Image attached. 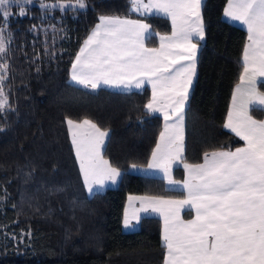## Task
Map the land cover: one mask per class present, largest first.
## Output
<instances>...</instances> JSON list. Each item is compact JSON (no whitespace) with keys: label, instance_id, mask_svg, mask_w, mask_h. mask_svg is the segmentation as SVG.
<instances>
[{"label":"trees","instance_id":"obj_1","mask_svg":"<svg viewBox=\"0 0 264 264\" xmlns=\"http://www.w3.org/2000/svg\"><path fill=\"white\" fill-rule=\"evenodd\" d=\"M86 2V9L64 13L41 12L32 4L27 16L9 20L12 36L7 53L0 54L9 65L3 87L10 105L0 113V264H162L157 217H140L133 230L121 228L127 195L182 196L161 177L136 172L147 163L162 120L144 107L148 87L89 90L68 79L70 63L100 15L144 18L129 13L128 0ZM226 3L205 0L202 9L205 37L186 102L184 152L171 172L176 181L182 179L181 163L196 164L205 152L242 144L224 122L247 33L222 17ZM145 22L154 34L145 44L153 47L155 33H168L170 23L161 16ZM257 88L264 93V83ZM250 114L264 118L262 110ZM65 117L88 118L108 131L101 155L121 170L116 186L84 193Z\"/></svg>","mask_w":264,"mask_h":264},{"label":"snow or ice","instance_id":"obj_2","mask_svg":"<svg viewBox=\"0 0 264 264\" xmlns=\"http://www.w3.org/2000/svg\"><path fill=\"white\" fill-rule=\"evenodd\" d=\"M33 3L34 0H0V54L7 53L12 36L8 31L10 18L27 16L28 6ZM204 3L205 0H128L129 13L144 19L100 15L69 69L70 81L84 89L109 87L127 91L151 85L152 96L144 107L147 114L162 112L165 125L147 169L162 171L169 185L180 184L171 179V172L173 162L184 152L186 102L196 75L200 42L205 37ZM13 5L19 8L18 13L11 10ZM86 8V0H39V9L45 13ZM160 15L171 21V33H155L160 47L146 48L145 41L154 34L145 20ZM224 16L247 31L241 58L243 70L233 88L224 123V128L244 145L235 151L205 152L201 164L184 163L187 198L183 201L129 197V201L141 199V208L136 211L148 213L151 208L163 217V264H264V120L250 114L252 110L264 111V93L256 91L264 83L257 79L264 77V0H227ZM8 67L6 61L0 62V113L10 107L3 87ZM65 123L88 193L93 194L97 186L103 188L106 180L116 184L121 170L101 155L108 131L88 118L75 121L65 117ZM157 205L168 208L165 211ZM176 205H190L195 218L180 219ZM124 226H135L129 220L127 206Z\"/></svg>","mask_w":264,"mask_h":264},{"label":"crops","instance_id":"obj_3","mask_svg":"<svg viewBox=\"0 0 264 264\" xmlns=\"http://www.w3.org/2000/svg\"><path fill=\"white\" fill-rule=\"evenodd\" d=\"M225 6H226V5H225ZM224 8H225V7H224ZM160 16L163 17L162 15H160ZM222 17H223L224 19L228 20V21H231V20H229L228 18H226V17L224 16V11H223V13H222ZM127 18H128V17H127ZM129 19H133V20H135V19H137V18H129ZM168 21H169V23H170V30H169L168 33H164V34H170V33H171V30H172V28H171V21H170L169 19H168ZM231 22H233V23H235V24L241 26L243 29H245V28H244L241 24H239L238 22H234V21H231ZM96 23H98V19H97V21L94 23V25L92 26V28L90 29V31L93 29V27L95 26ZM245 30H246V29H245ZM90 31H89V32H90ZM89 32H88V34H89ZM246 33H247V31H246ZM88 34H87V35H88ZM164 34H161V35H164ZM87 35H86V37H87ZM86 37H85V38H86ZM85 38H84V39H85ZM84 39L82 40L81 44L83 43ZM156 42H157L156 45L153 46V47H152V46H147L145 43H144V46H145L146 48H149V49H152V48H156V49H158V48L160 47V39H159V36H157ZM201 43H202V41L200 42V45H201ZM81 44L79 45V47H78L76 53L79 51ZM76 53H75V55H76ZM242 53H243V52H242ZM75 55H74V57H75ZM74 57H73V58H74ZM241 58H242V57H241ZM71 62H72V61H71ZM70 67H71V63H70L69 69H70ZM69 69H68V79H69ZM242 70H243V69H242ZM193 78H194V77H193ZM257 79L264 80V77H258ZM69 80H70V79H69ZM238 83H239V80H238V82L235 84V86H236ZM191 85H192V84H191ZM235 86H234V87H235ZM145 87H148V90H149V97H148V100H147V102H146V104H147V103L150 101L151 96H152L151 85L146 84V85H145L143 88H141V89L131 88L130 90H127V91H125L123 88H109V87H102V88H104V89H108V90H112V91H118V92H131V91H141V90H143ZM190 87H191V86H190ZM190 87H189V90H190ZM234 87H233V88H234ZM89 90H91V89H89ZM256 91L259 92V93H263V92H261L260 90H258V88H256ZM232 92H233V89H232ZM231 100H232V95H231V98H230V103H231ZM230 103H229V105H230ZM146 110H147V109H146ZM228 110H229V106H228ZM153 114H155V115H159V116L161 117V119H162V120H161V125H160V130H159V133H158V136H157V139H156L155 145L153 146V148H155V147H156V144H157V140H158L159 137H160V133H161L162 131H164L165 121H164V119H163V113H162V112H157V113H153ZM227 114H228V111H227ZM226 117H227V116H226ZM255 119H256V118H255ZM225 120H226V119H225ZM258 120H264V118H262V119H258ZM170 122H171V121H170ZM224 123H225V122H224ZM66 129H67V133H68V126H67V124H66ZM226 130H228L229 132H231L229 129H226ZM231 133H232V132H231ZM233 134H234V133H233ZM234 135H235V134H234ZM68 138H69V134H68ZM238 138H239V137H238ZM69 141H70V144H71V140H70V138H69ZM241 141H242V140H241ZM243 145H244V142L242 141V144L239 145V146H237V147H242ZM102 147H103V146H102ZM237 147H235V148H233V149H230V150H231V151H235V149H236ZM71 148H72V144H71ZM153 148H152V150H153ZM152 150H151V153H150L149 159L151 158ZM220 151H228V150H220ZM72 153H73L74 158H75L77 172H78L79 177H80V179H81V183H82V186H83L84 193H85L86 195H89L88 191H87L86 188H85L84 181H83V179H82V177H81V173H80L79 165H78V163H77V161H76V157H75V154H74L73 150H72ZM210 153H211V152H210ZM149 159H148L147 163H146L143 167L137 169L136 172L139 173V174H142V175L161 177V178L163 179V172H162V171L157 170V169H147V164H148V162H149ZM179 159H180V158H178L176 161L173 162V167L178 163ZM203 162H204V161H203V159H202L201 162L196 163V164H201V163H203ZM184 163H185V162L181 163L182 179L179 181L180 184H178V185H169L168 182H167V180L163 179V183H164V185H165L166 188H178V189H180V190L182 191V196H181V197H166V196H152V195H143V194H142V195H127L126 198H125V200H124V203H123L122 214H121V228H122L123 230H126V231H127V230H133V229H135L136 224H137V220L134 218V216H139V217H142V216H155V217H157V218L159 219V222H160L159 240H160V243L162 244V242H161V230H162V228H163V226H164V220H163V217L160 215L159 212H152V211H151V208H149L148 213H145V212H143V211H136L137 209H140V208H141V202H142V201H141V199H133L132 201H129V197H134V198L139 197V198H142V199H144V200L152 199V198H163L164 200H172V201H183V200H185V199L187 198V191L183 188V181H184V179H185V175H186L185 170H184V167H183ZM171 179H173V178L171 177ZM118 180H119V178H118ZM173 180H174V179H173ZM175 181H176V180H175ZM117 183H118V181H117ZM117 183H116V184H117ZM116 184H112L110 181H107V180H106V181H105V186H104L103 188H100L99 186H97V190H96L95 192L103 191L105 188L114 187V186H116ZM126 206L128 207V217H129V220H130V222H131L133 225H135L133 228H125V226H124V217H125V207H126ZM145 206H147V204H145ZM157 207H160V208L164 209L165 211H166L167 208H168V206H166V205H157ZM174 207L176 208V210H177V212H178V215H179L180 219L187 221V220H190V219H194V218H195V210L192 209L190 205L185 206V207H183V208L179 207V205H176V206H174ZM184 212H188V217H183L182 214H183ZM164 252H165V249H163V260H162V264H163V261H164Z\"/></svg>","mask_w":264,"mask_h":264},{"label":"rangeland","instance_id":"obj_4","mask_svg":"<svg viewBox=\"0 0 264 264\" xmlns=\"http://www.w3.org/2000/svg\"><path fill=\"white\" fill-rule=\"evenodd\" d=\"M54 1H46L45 0V3H53ZM33 5H37V6H39V0H34V3H33ZM13 6H15V5H13ZM19 12V11H18ZM17 12V13H18Z\"/></svg>","mask_w":264,"mask_h":264}]
</instances>
